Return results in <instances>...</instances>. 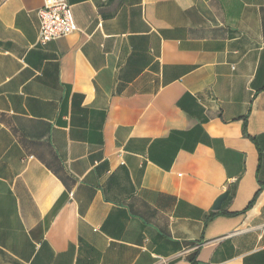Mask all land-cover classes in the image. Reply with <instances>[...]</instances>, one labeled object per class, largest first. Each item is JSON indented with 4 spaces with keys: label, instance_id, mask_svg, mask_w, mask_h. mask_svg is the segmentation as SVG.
Here are the masks:
<instances>
[{
    "label": "crops",
    "instance_id": "0c3cea01",
    "mask_svg": "<svg viewBox=\"0 0 264 264\" xmlns=\"http://www.w3.org/2000/svg\"><path fill=\"white\" fill-rule=\"evenodd\" d=\"M70 3L0 0V264H264V0Z\"/></svg>",
    "mask_w": 264,
    "mask_h": 264
},
{
    "label": "built area",
    "instance_id": "2783aa9c",
    "mask_svg": "<svg viewBox=\"0 0 264 264\" xmlns=\"http://www.w3.org/2000/svg\"><path fill=\"white\" fill-rule=\"evenodd\" d=\"M39 17L38 41L42 44L79 29L70 0H44Z\"/></svg>",
    "mask_w": 264,
    "mask_h": 264
},
{
    "label": "water",
    "instance_id": "95a60500",
    "mask_svg": "<svg viewBox=\"0 0 264 264\" xmlns=\"http://www.w3.org/2000/svg\"><path fill=\"white\" fill-rule=\"evenodd\" d=\"M229 196V190L221 194L215 201L213 209L219 210L221 209L222 203L226 200V198Z\"/></svg>",
    "mask_w": 264,
    "mask_h": 264
},
{
    "label": "trees",
    "instance_id": "16d2710c",
    "mask_svg": "<svg viewBox=\"0 0 264 264\" xmlns=\"http://www.w3.org/2000/svg\"><path fill=\"white\" fill-rule=\"evenodd\" d=\"M254 201H255V199H253V200L249 203L248 208L253 204Z\"/></svg>",
    "mask_w": 264,
    "mask_h": 264
}]
</instances>
